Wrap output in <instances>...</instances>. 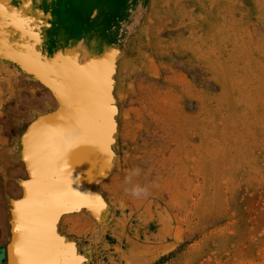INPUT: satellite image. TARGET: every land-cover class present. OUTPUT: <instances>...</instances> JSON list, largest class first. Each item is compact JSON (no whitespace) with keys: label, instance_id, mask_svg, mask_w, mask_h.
Segmentation results:
<instances>
[{"label":"rangeland","instance_id":"obj_1","mask_svg":"<svg viewBox=\"0 0 264 264\" xmlns=\"http://www.w3.org/2000/svg\"><path fill=\"white\" fill-rule=\"evenodd\" d=\"M0 6L27 39L0 18V264L30 182L27 131L78 70L104 81L107 153L84 172L90 202L52 219L65 256L35 264H264V0Z\"/></svg>","mask_w":264,"mask_h":264},{"label":"bare ground","instance_id":"obj_2","mask_svg":"<svg viewBox=\"0 0 264 264\" xmlns=\"http://www.w3.org/2000/svg\"><path fill=\"white\" fill-rule=\"evenodd\" d=\"M29 10L22 9L25 13H30ZM15 11L17 9H11L7 13L0 6V18L18 31L15 43L25 47L27 39L23 29L26 23ZM65 28L57 32L63 38L74 31L72 24ZM55 72L60 74L59 70ZM74 73L66 81H53L58 112L42 117L26 134L23 154L30 182L17 214L15 238L10 249L12 264H35L52 256H65L53 241L52 219L58 210L90 202L83 189L89 175L99 171L106 157L105 130L109 126V111L100 109V99L106 89L104 81L88 70ZM84 172L88 173L87 179L83 177Z\"/></svg>","mask_w":264,"mask_h":264},{"label":"snow or ice","instance_id":"obj_3","mask_svg":"<svg viewBox=\"0 0 264 264\" xmlns=\"http://www.w3.org/2000/svg\"><path fill=\"white\" fill-rule=\"evenodd\" d=\"M25 2L27 3L28 2V0H25ZM100 198L99 197H94V200H99ZM78 210V209H77ZM78 259H83V257H80V258H78Z\"/></svg>","mask_w":264,"mask_h":264},{"label":"clouds","instance_id":"obj_4","mask_svg":"<svg viewBox=\"0 0 264 264\" xmlns=\"http://www.w3.org/2000/svg\"><path fill=\"white\" fill-rule=\"evenodd\" d=\"M139 191H143V190H137V194H139Z\"/></svg>","mask_w":264,"mask_h":264},{"label":"crops","instance_id":"obj_5","mask_svg":"<svg viewBox=\"0 0 264 264\" xmlns=\"http://www.w3.org/2000/svg\"><path fill=\"white\" fill-rule=\"evenodd\" d=\"M23 190V189H22Z\"/></svg>","mask_w":264,"mask_h":264}]
</instances>
